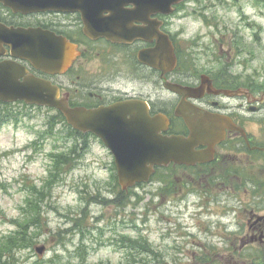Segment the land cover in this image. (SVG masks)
Returning a JSON list of instances; mask_svg holds the SVG:
<instances>
[{"label":"rangeland","instance_id":"rangeland-1","mask_svg":"<svg viewBox=\"0 0 264 264\" xmlns=\"http://www.w3.org/2000/svg\"><path fill=\"white\" fill-rule=\"evenodd\" d=\"M170 21L183 32L199 70L212 60L213 69L249 74L264 87V0H189ZM123 81L139 83L132 74ZM55 115L25 104H0V247L16 238L18 226L31 222L26 247L6 253L4 261L196 264L187 237L194 197L160 195L165 183L182 180L183 172L162 171L131 196L122 195L111 153L94 138L82 151L81 138L61 123L52 136ZM61 154L66 156L55 157ZM29 199L41 202L37 223L30 221ZM40 246L43 255L36 252Z\"/></svg>","mask_w":264,"mask_h":264},{"label":"flooded vegetation","instance_id":"flooded-vegetation-1","mask_svg":"<svg viewBox=\"0 0 264 264\" xmlns=\"http://www.w3.org/2000/svg\"><path fill=\"white\" fill-rule=\"evenodd\" d=\"M12 18L23 27L52 31L76 47L77 56L63 74L38 72L28 62L13 59L9 50L0 56V61H17L58 86L71 108L121 105L126 116H164L168 122L159 127L166 128L167 136L191 135L179 116L209 117L211 133L197 148L206 161L181 167L185 177L177 179L174 194L180 200L186 195L195 199L187 228L191 258L196 264H264V87L254 76L213 69L212 60L199 70L183 32L173 29L168 17H157L177 57L176 68L166 74L138 58L140 50L153 49L156 42L93 40L85 34L79 13ZM130 73L139 83L126 81ZM165 81L182 87L181 93L167 89ZM221 130L224 137L218 139ZM84 136L88 143L92 138L101 142L92 134Z\"/></svg>","mask_w":264,"mask_h":264},{"label":"water","instance_id":"water-1","mask_svg":"<svg viewBox=\"0 0 264 264\" xmlns=\"http://www.w3.org/2000/svg\"><path fill=\"white\" fill-rule=\"evenodd\" d=\"M186 0H0L14 13L55 11L81 13L85 34L106 38L113 43L131 44L135 41L157 42L154 49L139 52L144 64L165 72L175 68L177 59L168 35L160 30L154 15H172L175 7ZM131 7V8H128ZM11 51L14 58L28 61L36 70L46 74L65 72L75 47L67 39L42 28L7 26L0 23V55ZM181 92L176 85H166ZM0 101L25 102L28 105L56 108L76 130L100 137L115 157L119 184L123 191L147 183L156 167L193 165L205 161L195 148L204 144L210 127L203 117L182 116L190 137L163 136L158 119L151 116H126L122 106L106 110L72 109L60 98L59 88L50 81L29 73L13 61L0 62ZM119 109V110H118ZM119 114V115H118ZM222 131L217 134L220 137ZM43 255L45 247H38Z\"/></svg>","mask_w":264,"mask_h":264},{"label":"trees","instance_id":"trees-1","mask_svg":"<svg viewBox=\"0 0 264 264\" xmlns=\"http://www.w3.org/2000/svg\"><path fill=\"white\" fill-rule=\"evenodd\" d=\"M0 19H2V18H0ZM13 23H14V21H11L9 24H13ZM54 119L56 120V122L51 124V129H50V132H49L52 136H54V134H53L54 127L58 123L65 122V118L63 116H60V115H58ZM81 150L85 151L86 148H82ZM75 152L77 153L76 150H75ZM63 156H66V155L65 154H61V155H58V156H55V157L60 160ZM60 164H64V162L60 161L59 163H57L58 166ZM114 171H115V169H114ZM171 174L172 173L170 172L169 175H171ZM115 181L117 182L116 175H115ZM165 184H167V185H166V189L164 190V192L166 194H168V196H172L173 195V191H174V189H173V187H174V179L168 181ZM51 186L52 185H49V187H51ZM116 187L119 188L118 185H116ZM31 190L34 193H36L38 195H41L43 198L46 196L44 194V192H41L40 190L34 188L33 186L31 187ZM132 192H133V190H130V192H129L130 196H131ZM165 193H163V196L166 195ZM121 194L125 195L124 193H121ZM27 204H28V209L30 210L29 214L31 215V220L30 221L35 220L34 223H37V218L41 217V215H40L41 211H40V206H39L41 204V202L34 201L33 199H29ZM29 223H31V222H28L25 226H18V228H20V229L16 233V238H9L8 241H5V243L0 247V264H7V260L4 261V258L6 257V253L10 254V252L13 249H15V248L22 249V248L26 247V245L23 242H25L28 239V234L30 232ZM32 225L34 226L33 223H32ZM21 244H23V246H21ZM9 260H10V256H9Z\"/></svg>","mask_w":264,"mask_h":264}]
</instances>
